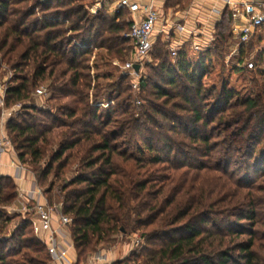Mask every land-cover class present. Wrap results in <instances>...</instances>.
Masks as SVG:
<instances>
[{"label": "trees", "instance_id": "obj_1", "mask_svg": "<svg viewBox=\"0 0 264 264\" xmlns=\"http://www.w3.org/2000/svg\"><path fill=\"white\" fill-rule=\"evenodd\" d=\"M86 1L0 0V78L3 63L14 71L5 107L22 108L8 118L6 133L50 204L62 200L63 213L72 218L78 261L130 229L151 227L142 234L147 244L141 251L134 248L113 264L140 257L141 264H264V184L243 182L230 170L235 165L247 177L264 164V149H257L264 140L263 98L234 100L223 86L216 105L224 103V109L217 117L206 109L212 90L203 83L204 61L199 75L191 73V62L181 56L174 61L168 43L158 39L151 52L156 65L145 64L148 76L140 78L139 92H150V98L136 106L132 93L126 94L130 76L102 85L89 65L97 51L120 61L131 56L133 44L125 36L131 23L123 11L91 14ZM231 24L227 9L206 57L220 56ZM46 81L51 95L48 107H41L33 92ZM106 93L103 114L99 99ZM227 111L225 137L212 142L209 127L215 119L222 123ZM117 112L127 117L118 122ZM2 113L0 107V118ZM127 130L139 135L153 159L120 148ZM76 161V174L65 181ZM55 181L62 182L58 194ZM17 197L14 179L0 177V264H50L31 218L3 234L12 221L3 210ZM160 237L168 240L150 248Z\"/></svg>", "mask_w": 264, "mask_h": 264}, {"label": "rangeland", "instance_id": "obj_2", "mask_svg": "<svg viewBox=\"0 0 264 264\" xmlns=\"http://www.w3.org/2000/svg\"><path fill=\"white\" fill-rule=\"evenodd\" d=\"M111 1L112 0H90V1H86L85 3L87 4V7L90 13L95 14L98 9L103 8L102 3H105L106 4L105 6L108 7L109 2ZM114 6H115L113 7L114 11H110V13H108L110 16H113L116 14L115 13L116 12L115 10L117 9L116 0H115ZM123 15L126 17L127 20L130 19V14L126 10H123ZM237 48H238L237 40H235L232 35V40L231 38L228 40L226 46L223 48V50H221L219 57H215L211 61L204 62L205 69L207 70L208 74L204 77L203 83L208 90L210 91L212 90L211 96H209L208 101L206 103L207 104L206 109L207 111L214 109L215 114H217V117H219L220 114H222V111L220 110L224 109V103H221V105H216V101L217 99H219V96L222 93L223 86L230 92H233L234 100L236 99L245 100L247 98H254L256 96H261L264 100V40L256 41L255 43H251L250 45L245 46L246 50L242 54V56H244L243 60L240 59V57L242 56L240 55L241 53L239 52ZM236 50L238 51L236 52ZM256 53H258L255 59L256 68L249 69L246 65L250 61L249 57L251 56V54L255 55ZM129 57H124L123 61H120L117 59H109L108 57H106L104 51H97L94 54V56L90 59L89 65L92 69V73L100 77L99 82L102 85H105V84H108L109 82H117L121 80L122 66L129 59ZM0 58H1V55H0ZM190 62H191V67L189 68V71L191 73L195 71L199 75L200 69H201L200 60L195 57V60L194 61L190 60ZM146 64L156 65V62L152 59L151 55L147 59ZM3 72L5 74L2 78H0V83L6 84V86H8V84L11 82L12 78L14 77V71L5 62L3 63L2 68H1V73L3 74ZM148 73H149L148 67H144L142 71V75L147 77ZM50 84H51L50 81H46L44 83H41L37 88H39L42 85L50 88ZM130 86H131V90L127 91L126 94L132 93L133 101L136 104V106L141 105V103L138 104V101L142 102L141 101L142 97L150 98V92H146L142 94L139 91H136L134 87L132 86V81L130 82ZM35 92L36 90L33 92V96ZM112 95H115V92H112ZM107 97L108 95L106 93V94H103L102 97L99 99L100 112L103 114H106L107 112V106H108ZM47 98L48 97L41 99L39 97L34 96L33 102H35L36 104L37 103L45 104L44 107H46L47 104L45 103V100ZM130 101L131 100H129V102ZM132 106L134 107V104H132ZM1 108L3 112V107ZM12 109H13V114H17L22 109L21 103L12 107ZM224 114H225L223 115L224 119L222 120L223 124L220 123L218 119H215L214 122H212V124L209 127V129L212 128L215 132V138L212 139V142L217 143L223 140L225 137V133L222 132V129L224 128L225 124L226 125L228 124L229 126L230 111L224 112ZM115 116L116 118H118V122L123 121L124 118L127 117V115H124L120 112H117ZM1 121H2V116L0 118V124H1ZM230 128L232 129V127ZM137 137H139L138 134H137ZM137 137L133 138L130 135V131L127 130L125 132V135L122 136L121 138L120 148L124 150H128L129 153L134 154L137 159H141L145 161H149L153 159V157L155 156V153L153 154L149 152V150L144 147L143 143L138 141ZM259 148L264 149V140H262L260 145L257 147V149ZM255 156H258V154ZM237 157H239V161L244 159L242 155H238ZM26 165L28 166V164ZM28 168L32 170L33 167L28 166ZM68 168H70V170L67 172V174L64 177L65 181H68L76 174L79 168L78 161L71 164L70 167ZM238 168L239 167L235 165L230 167V170L237 171V173L235 172L237 174L236 178L241 177L243 182H248V184H255V185L264 184V164L259 167L260 171L253 170L249 173L247 177L246 175L243 174V170L241 169V171H239ZM49 181H51V179ZM61 184L62 182L60 183L59 181L57 182L55 181V188H54L55 194H58L59 192L58 187ZM46 186H49V182L47 183ZM41 187L42 189L44 188V186H41ZM226 191H228V189H225V192ZM56 201H58L57 197H55L54 203H56ZM16 203L19 205L18 197L15 200V202L9 206V208L3 210L7 215L12 217L11 223L8 225V227L3 232V234L5 235H9L10 232L13 231V229L16 228V226H18L21 223V220H24L25 218H31L30 216L28 215L25 216L23 213L19 212L18 209H16L17 208ZM150 229L151 227L145 228V230L143 228L140 230L130 229L128 233L120 234L116 242L114 243L113 242H109V243L103 242L102 244H105V246H110L113 244L117 246L118 248L119 247L122 248L123 246H126L129 243H132L133 249L136 248L137 250L141 251V247L147 244V239L145 236L142 237V234L149 232ZM242 238H246V236ZM138 239H140L141 241L139 244L136 243ZM165 240H168V237H160L159 239H156L155 240L156 243L154 244V246H151L150 248H154L158 244L161 245ZM132 250L129 251L126 257L131 254ZM143 254H145L144 251H143ZM142 261H143V258L140 257L139 259L135 258V260L134 261L132 260L131 263L135 264L136 262V264H141Z\"/></svg>", "mask_w": 264, "mask_h": 264}, {"label": "crops", "instance_id": "obj_3", "mask_svg": "<svg viewBox=\"0 0 264 264\" xmlns=\"http://www.w3.org/2000/svg\"><path fill=\"white\" fill-rule=\"evenodd\" d=\"M141 4H154L161 12V17L156 25L155 41L161 39L168 43L169 49H175L178 52V58L185 57L189 61H194L195 57L202 61H211L215 56L206 57V51L210 49L216 41L217 25L222 21L223 15L231 5L228 3L241 2H264V0H137ZM102 3V2H101ZM100 3V5H101ZM102 3V7L107 13L114 11L115 0L109 2L108 7ZM110 9V10H109ZM114 16V15H113ZM141 18L142 14H136ZM233 24V23H232ZM231 24V25H232ZM240 24V23H238ZM232 28V27H231ZM232 33V30H231ZM231 34V40H232ZM264 40V26L257 29L247 43L239 47V52L245 46ZM258 53L251 54L249 59L255 61ZM244 58V57H243ZM6 84L0 83V99L5 98ZM8 109V108H6ZM13 114V109H8L4 123L0 124V131L6 133V122ZM12 177L18 188V202L28 200L31 205L40 203H49V197L44 188L38 184L35 173L28 168L26 163H22L18 157L14 146H10L5 151L0 152V177ZM56 213L54 226L59 228V242L66 251V261L64 264H113L117 260H122L133 249V244L129 243L122 248L115 245L105 246L100 244L98 250L90 257L78 261V254L74 244V239L69 225L63 227L60 225V217L63 213V202L58 199L56 203ZM51 204V205H53ZM18 207V204L16 203ZM27 216L28 214H24ZM31 217L33 226L34 215ZM37 235V234H36ZM40 234L38 237H42ZM120 254V255H119ZM120 256V257H119Z\"/></svg>", "mask_w": 264, "mask_h": 264}, {"label": "built area", "instance_id": "obj_4", "mask_svg": "<svg viewBox=\"0 0 264 264\" xmlns=\"http://www.w3.org/2000/svg\"><path fill=\"white\" fill-rule=\"evenodd\" d=\"M117 9L116 14L120 11L126 10L130 14L129 22L131 23L129 31L125 34L131 39L133 44V52L129 59L122 66V75L130 76L132 78V86L136 91L140 90V78L145 67L147 59L150 57L154 43L156 25L161 17V12L154 4H141L137 0H116ZM228 3L231 5V19H232V34L233 38L237 40L238 50L244 44H247L253 37L255 31L264 26V2H241ZM141 13L142 17L137 18L136 14ZM240 23V24H238ZM236 50V52L238 51ZM172 57L176 61L178 52L171 49ZM135 64L140 65V69H135ZM240 65V64H239ZM249 69H255L256 63L253 59L246 64ZM51 91L46 86H40L36 89L35 97L44 99L49 97ZM141 102L138 101V104ZM37 105L44 107L45 104ZM0 106L3 107L2 122L4 123L6 112L4 98L0 99ZM10 146H13L7 133L0 131V152L5 151ZM23 214L34 215L33 229L39 236L43 234L40 239L46 245L50 255V264H64L66 261V251L61 247L59 242V228L54 226V219L56 213V206L49 203L37 202L31 205L28 200L19 201L16 208ZM60 225L68 227L72 223V218L68 215L62 214L60 217ZM141 241H136L139 244Z\"/></svg>", "mask_w": 264, "mask_h": 264}, {"label": "water", "instance_id": "obj_5", "mask_svg": "<svg viewBox=\"0 0 264 264\" xmlns=\"http://www.w3.org/2000/svg\"><path fill=\"white\" fill-rule=\"evenodd\" d=\"M135 69L139 70L140 69V65L139 64H135Z\"/></svg>", "mask_w": 264, "mask_h": 264}]
</instances>
